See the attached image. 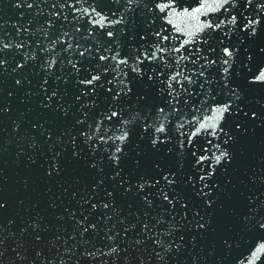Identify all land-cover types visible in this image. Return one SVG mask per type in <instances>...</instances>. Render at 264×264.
Returning a JSON list of instances; mask_svg holds the SVG:
<instances>
[{"label": "snow or ice", "instance_id": "obj_1", "mask_svg": "<svg viewBox=\"0 0 264 264\" xmlns=\"http://www.w3.org/2000/svg\"><path fill=\"white\" fill-rule=\"evenodd\" d=\"M0 264H264V0L0 2Z\"/></svg>", "mask_w": 264, "mask_h": 264}, {"label": "water", "instance_id": "obj_2", "mask_svg": "<svg viewBox=\"0 0 264 264\" xmlns=\"http://www.w3.org/2000/svg\"><path fill=\"white\" fill-rule=\"evenodd\" d=\"M0 2H3V0H0Z\"/></svg>", "mask_w": 264, "mask_h": 264}]
</instances>
